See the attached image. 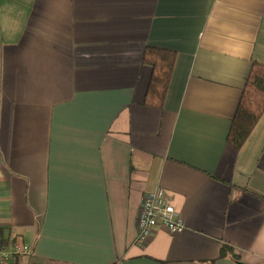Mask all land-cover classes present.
Segmentation results:
<instances>
[{
    "label": "crops",
    "instance_id": "1",
    "mask_svg": "<svg viewBox=\"0 0 264 264\" xmlns=\"http://www.w3.org/2000/svg\"><path fill=\"white\" fill-rule=\"evenodd\" d=\"M148 46L176 53L161 109ZM253 60L264 0H0L5 264H264V112L227 143ZM157 188L185 228L136 245Z\"/></svg>",
    "mask_w": 264,
    "mask_h": 264
},
{
    "label": "trees",
    "instance_id": "2",
    "mask_svg": "<svg viewBox=\"0 0 264 264\" xmlns=\"http://www.w3.org/2000/svg\"><path fill=\"white\" fill-rule=\"evenodd\" d=\"M142 60L151 68L143 104L147 107L161 109L168 91L176 53L172 50L148 46L144 50ZM263 112L264 63L253 60L231 122L227 136L228 145L234 150H238L250 135ZM6 244V240L0 233V248L7 249ZM226 252H231V250L224 248L221 255L224 256Z\"/></svg>",
    "mask_w": 264,
    "mask_h": 264
},
{
    "label": "built area",
    "instance_id": "3",
    "mask_svg": "<svg viewBox=\"0 0 264 264\" xmlns=\"http://www.w3.org/2000/svg\"><path fill=\"white\" fill-rule=\"evenodd\" d=\"M156 227H162L172 235L180 234L184 221L169 202L165 191L157 188L145 195L137 217V234L134 243L144 245L152 237ZM29 251L21 241H14L7 249L0 248V264Z\"/></svg>",
    "mask_w": 264,
    "mask_h": 264
}]
</instances>
